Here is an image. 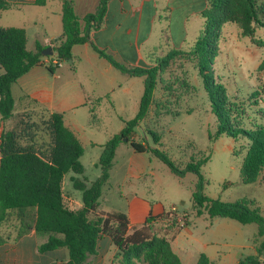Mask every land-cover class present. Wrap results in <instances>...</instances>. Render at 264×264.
Returning <instances> with one entry per match:
<instances>
[{"label":"trees","instance_id":"1","mask_svg":"<svg viewBox=\"0 0 264 264\" xmlns=\"http://www.w3.org/2000/svg\"><path fill=\"white\" fill-rule=\"evenodd\" d=\"M28 1L37 6H45L48 2ZM109 1L100 0L96 10L81 19L76 14L74 3L63 0V36L56 48L58 59L60 62L73 61L74 47L90 44L99 57L123 74L143 77L145 91L139 111L132 120L125 121L124 129L103 146L98 162L101 173L91 183L84 177L85 167L81 161L84 147L65 125L63 114H52L47 123L51 138L47 154L39 152L34 145L22 146L16 131H3L0 135V231L14 213L18 214L19 224L14 227L17 230L16 239L32 229L40 235H47V241L38 246L39 253L66 249L67 261L62 264H90V258L97 255L98 242L103 235L110 237L118 250L115 258L117 264H183L171 246V234L180 228L176 220L161 230L155 227L154 218H150L145 226L131 230L125 213L99 211V200L104 185L110 179L116 151L120 145L126 144L136 153L151 154L178 178H185L190 173L196 175L192 201L198 217L207 214L211 219L228 218L243 225L257 224L259 233L256 241L263 238V242L257 248V255L243 259L240 264H263L264 216L253 207V203L225 202L207 196V180L202 167L209 162L210 156L193 158L185 167H181L159 148L162 137L158 132H148L151 142L146 136L142 141L135 140L137 130L156 102L162 65L186 49H173L167 58L156 57L152 68L130 69L117 62L91 41L92 32L104 23ZM12 8V4L0 0V13ZM202 17L203 31L189 48V54L197 61L199 76L203 79L212 112L217 119L216 131L210 134V139L217 141L227 136L235 141H246L242 182L246 185L255 184L264 174V110L258 101L259 92L253 93L246 102H240L238 98L231 99L226 87L217 82L214 65L221 52L223 28L228 24L237 26L240 38L249 39L254 46L264 47V37L259 36V32L264 31V0H210ZM27 43L25 29L0 27V67L4 69L0 75L2 123L11 119L14 113L12 86L42 64L44 48L38 46L36 52L29 51ZM58 67V64L50 65L49 69L54 72ZM262 70L264 61L258 71ZM69 173L83 177L72 178L74 189L82 193L83 207L77 210L70 209L65 199L64 181ZM165 217L172 218L168 214ZM9 235L10 238L12 235ZM4 239L0 238V244ZM197 264L213 263L202 254Z\"/></svg>","mask_w":264,"mask_h":264},{"label":"crops","instance_id":"2","mask_svg":"<svg viewBox=\"0 0 264 264\" xmlns=\"http://www.w3.org/2000/svg\"><path fill=\"white\" fill-rule=\"evenodd\" d=\"M4 1L12 4L13 8L0 13V27L25 29L29 51L36 52L37 47L41 46L44 48L43 51L52 48L53 54L46 56L42 52V64L33 68L12 86L15 109L12 118L5 123H2L0 115V135L3 131H16L22 146L34 145L39 152L47 154L51 143L47 123L52 114L60 113L64 115L65 125L82 143L85 153L86 144L96 152L92 165L98 166L103 146L115 135L108 131L112 124L107 122L108 116L104 110L139 111L145 91L144 78L130 77L115 69L107 60L99 57L90 44L75 46L74 60L60 62L56 48L63 36V0H48L45 6H37L28 0ZM70 1L74 3L77 16L82 19L96 10L100 0ZM209 1L110 0L104 23L92 32L91 41L127 68H152L154 59L163 56L168 50L185 49L186 46L194 44L203 31L202 13L207 9ZM230 35L234 40L229 52L235 51L233 53L235 62L238 66H242L254 58L258 62L254 73L256 76L258 68L264 61V47L254 46L249 39L241 40L236 30L230 32ZM30 46L33 49H30ZM57 64L59 67L51 72L49 66ZM227 68H229L228 64ZM3 73L4 69L0 67V75ZM246 75L244 73L243 77L246 78ZM258 83L264 88V72L261 78L257 77L256 85ZM250 94H247V97ZM259 98L261 99L260 108L264 110V93ZM125 121L127 120H122L124 125L120 127L118 133L124 129ZM24 136H32V139L25 140ZM126 146L132 149L129 145L122 144L116 151L110 179L104 185L99 200V211L125 213L129 218L131 230L145 226L150 218H154L155 227L162 230L163 227H168L167 224H171V219L165 217L166 211L160 204L151 203L138 193H134L131 199L123 193L127 182L131 179L140 182L145 176L155 174L152 167L154 158L151 154L136 153L133 149V154L127 157L129 166L126 172L122 176L119 170L115 173L118 155L128 153L127 150H123ZM83 157L81 161L86 174L87 165L83 162ZM115 175L119 179L113 184ZM73 177L83 178L77 175L72 176L71 182ZM193 191L194 188L192 195ZM64 192L70 209L77 210L83 207L79 197L69 191L66 192L65 181ZM108 194L126 197L127 211H103L101 199L104 197L106 202ZM203 216L208 215L203 214L200 217ZM213 219L210 229L219 234L214 241L197 236L199 227L192 218L187 226L178 228L171 234L172 249L183 264H197L202 254L206 255L213 264H219L218 262L227 258V255H222L221 252L211 250L221 242L219 238H226L225 235L222 236V233L237 221L228 218ZM9 236L0 244V264H50L53 262L62 264L67 261L66 249L39 253L38 246L46 242L48 236L38 234L35 229L19 239H16L17 230L10 238ZM256 239L255 251L251 256L257 255ZM230 246L237 251L247 249V246L241 243H232ZM117 252L111 238L103 235L98 242L97 255L90 258V264H117L115 261ZM243 258L245 257L241 252L235 263L240 264Z\"/></svg>","mask_w":264,"mask_h":264},{"label":"rangeland","instance_id":"3","mask_svg":"<svg viewBox=\"0 0 264 264\" xmlns=\"http://www.w3.org/2000/svg\"><path fill=\"white\" fill-rule=\"evenodd\" d=\"M233 30H238L235 24H228L223 28V37L220 39L221 52L215 60L214 74L217 82L226 87L227 94L231 99L238 98L240 102H246L253 93L259 92V96L264 93V88L259 83L256 85L257 77L261 78L264 70H257L255 76L258 62L254 58L242 66L237 65L233 55L235 51L229 52L234 40L230 35ZM259 36L264 37V31L259 32ZM245 39L241 38V40ZM191 46L192 44L186 46V50L173 55L172 59L162 65L159 72L156 102L151 113L137 130L135 140H144L151 130L158 132L162 137L159 148L166 151L181 167H185L193 158L210 156L209 162L202 167V173L207 180V196L225 202L247 201L253 203V207L259 209L264 216V174L255 184L246 185L242 182V164L247 151V142L235 141L227 136H222L217 141L210 139V134H214L216 131L217 119L212 112L203 79L199 76L197 61L189 54ZM29 48L33 49L32 46ZM173 51L168 50L160 58H167ZM227 64L229 68H227ZM228 69L231 71L229 72ZM244 73L247 74L246 78L243 77ZM255 85L256 91L253 90ZM249 93L251 94L247 97ZM259 96L257 97L260 104ZM104 111L108 116L107 122L112 124L108 131L115 134L124 125L123 119L132 120L138 113V110L134 112L132 110L108 111L105 109ZM30 138L32 139V136H24L25 140H30ZM148 141L151 142L149 137ZM123 148L128 153L118 155V164L115 168V173L119 170L121 176L129 166L127 157L133 154V150L128 146ZM94 157H96V152L86 144L83 162L87 165L84 177L88 183L96 180L100 174V168L92 165ZM153 162L152 167L155 174L145 176V181L139 182L133 179L128 181L123 191L125 196L131 199L134 193H138L139 196L145 197L144 199L151 203L160 204L165 209V214H170L173 207L179 212L187 211L189 218L195 220L199 227L196 232L198 237L213 241L217 239L219 234L210 229L214 219L208 216L197 217V212L193 209L192 189L197 180L196 175L190 173L183 179L178 178L157 158H154ZM72 176L76 175L70 173L65 177L66 192L69 191L82 200V193L73 187ZM118 179L119 177L115 175L113 184ZM107 197L106 202H104V197L101 199L103 211H127L126 197L121 198L117 194H108ZM18 219V214L14 213L7 225L0 231V238L4 239L8 234H14V227L19 224ZM171 221H175V218L172 217ZM233 224L231 228L222 233V236L225 235L226 238H219L221 242L211 250L227 255L225 260L218 262L219 264H232V262L237 264L235 261L241 252L247 258L255 251L254 241L258 237V225H242L238 222H233ZM11 228L13 229L11 230ZM216 235L217 238H215ZM257 242L260 247L263 238L258 239ZM232 243H241L247 246V249L246 251L232 249L230 246ZM261 261L264 264V253Z\"/></svg>","mask_w":264,"mask_h":264},{"label":"built area","instance_id":"4","mask_svg":"<svg viewBox=\"0 0 264 264\" xmlns=\"http://www.w3.org/2000/svg\"><path fill=\"white\" fill-rule=\"evenodd\" d=\"M168 215L174 217L177 220L178 226L180 228L187 226L190 220L187 211L179 212L175 207L172 208V212Z\"/></svg>","mask_w":264,"mask_h":264},{"label":"water","instance_id":"5","mask_svg":"<svg viewBox=\"0 0 264 264\" xmlns=\"http://www.w3.org/2000/svg\"><path fill=\"white\" fill-rule=\"evenodd\" d=\"M43 54L46 56H51L53 54L52 48H47L46 50L43 51ZM127 141V139H125Z\"/></svg>","mask_w":264,"mask_h":264}]
</instances>
